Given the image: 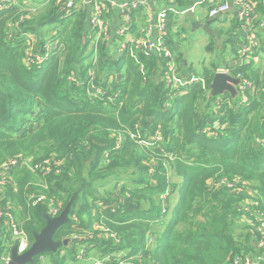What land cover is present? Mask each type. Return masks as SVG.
I'll return each instance as SVG.
<instances>
[{
	"label": "trees",
	"instance_id": "trees-1",
	"mask_svg": "<svg viewBox=\"0 0 264 264\" xmlns=\"http://www.w3.org/2000/svg\"><path fill=\"white\" fill-rule=\"evenodd\" d=\"M32 1L0 0V264L6 214L33 243L46 215L73 199L71 222L54 238L84 237L88 248L81 257L74 243L49 264H88L95 254L91 264H264V63L233 65L238 21L208 46L219 42L223 64L191 75L170 38L174 15L166 51L132 41L119 50L124 37L98 40L86 5ZM196 2L154 1L168 12ZM142 13L133 12L135 39ZM225 63L247 84L236 98L211 97ZM173 70L197 80L173 86Z\"/></svg>",
	"mask_w": 264,
	"mask_h": 264
},
{
	"label": "built area",
	"instance_id": "built-area-1",
	"mask_svg": "<svg viewBox=\"0 0 264 264\" xmlns=\"http://www.w3.org/2000/svg\"><path fill=\"white\" fill-rule=\"evenodd\" d=\"M154 1L155 0H132L131 2L120 5V8L124 14L125 22L118 28L117 33L114 36L119 35L124 37L130 34L131 38L127 39L124 37V42L119 43V50L126 46V41H132L136 43L138 48L146 46L150 53L166 51L168 46L166 38L169 35L168 23L170 21V15L186 16L189 11H192L196 14L198 7L202 5H206L207 9L208 6H212L210 11H207V18L218 17L221 13H230V9L234 8L235 17L240 26L239 30L248 38V42L245 41L239 48L240 56H248L259 48V39L257 38V34L260 29L264 28V16H260L257 26L255 24L253 25V22L256 19L255 11L258 7L257 0H229V2L226 3H221L219 0H197L192 8L179 11L173 7L170 9L171 12L166 11L165 8L162 10L153 11L152 4ZM8 2L14 3L15 0H8ZM108 2L110 3L109 7L112 12L114 9V4L109 0ZM262 2L264 3V0H262ZM81 5H86L84 0H79L78 3H75V0H65V7L67 9L79 8ZM139 8L145 13L146 29L140 31L143 36L142 38L135 39L136 36L130 33V28L133 25V12ZM90 9H92L95 14L91 25L97 30V39L100 40L103 38V36L107 37L106 32L108 29V24L102 16L106 10V5L103 3V0H94L92 2L91 8H87L88 12ZM140 19L141 16L138 17V25L140 24ZM240 22L242 23V26L240 25ZM217 72H227L231 74L230 70H225L224 68L219 69ZM179 75L180 74L173 70L172 75L168 77V83L173 86H180L183 85V83H191L197 80L191 76L188 80H185L183 77H179ZM237 78L242 79L243 81V84H241V86L238 88L240 92V90L247 84V81H245L241 76ZM14 165H16V162H12V166ZM58 213L59 210L55 209L52 211L51 215L53 217H57ZM5 219L8 221L10 226V241L8 242L9 247L7 251L1 256V262L8 264L11 261V251L15 246L18 247V254L23 255L31 248L32 243L30 242L27 234L21 229L20 225L15 222L11 213L6 214ZM21 245L24 246L23 250L21 249ZM247 262L248 264H260L261 259H248ZM236 264H241V262L237 261Z\"/></svg>",
	"mask_w": 264,
	"mask_h": 264
},
{
	"label": "rangeland",
	"instance_id": "rangeland-1",
	"mask_svg": "<svg viewBox=\"0 0 264 264\" xmlns=\"http://www.w3.org/2000/svg\"><path fill=\"white\" fill-rule=\"evenodd\" d=\"M38 0H35V2H37ZM34 0L32 1V3H30L32 6L35 5ZM36 6V5H35ZM160 7L159 10H162L163 8H161L160 5H158ZM207 12L208 9L207 7H199V10L196 13V17L199 21H205L207 20V16L205 15V11ZM89 19H90V23L92 22V19L94 17V12L92 11V9L89 10ZM208 14V13H207ZM112 15V12H111ZM227 15L225 17H223L221 19V21H217L216 23H213L212 26L215 30H224V31H229L231 29V21L228 19L227 21H224L226 19ZM145 15H143L140 19V24L138 25L139 28L141 30H145L146 29V23L143 24V20L146 22L145 20ZM107 24H108V29H107V37L106 39H109L111 37H113L114 35H116V31H113V28L111 26V21L110 19H104ZM224 21V22H223ZM172 23L174 24V26L172 27V29L170 30V38L172 40V42L174 43V49L177 48L178 52L180 54H182V56L184 57L185 61H187V63L189 65L192 66V70L195 72L196 75H202V73L204 72V69L210 68L212 66L213 63L221 61L219 58V51L221 48L219 46V42H217L216 50H214L213 52L208 51V46L210 44H213V42L215 43L216 40L213 38L214 36L209 35L208 33L200 30V31H196L193 32L192 31V27H191V23L189 21V18L183 15H179V16H174L172 18ZM125 38L129 39L131 38L130 34L124 36ZM214 39V40H213ZM118 47H119V43H118ZM226 59L229 60L230 56H226ZM224 62V60H223ZM222 62V64H223ZM221 64V65H222ZM224 66H222L220 69H223ZM101 183V182H100ZM104 188L101 187L100 189V193L97 194L98 197H104L106 199H108V197L110 196V193L108 191L103 190ZM176 199V197H175ZM158 229H156L158 232H161V226L157 227ZM74 238V237H73ZM81 241L79 242L78 245L73 244V246L75 245V250L76 253L78 255H81V257L83 256V251L88 248V246L86 244L82 243V240L86 239V238H79ZM72 246V248H73ZM71 249V248H70ZM68 248H63L61 253L63 255L66 254L67 250H70ZM98 255L95 254L94 257H92L90 259V261H88V264L93 263L95 260L97 259ZM51 262V258L49 255H45L39 264H49ZM68 264H72L69 260L67 261ZM98 263V262H97Z\"/></svg>",
	"mask_w": 264,
	"mask_h": 264
},
{
	"label": "water",
	"instance_id": "water-1",
	"mask_svg": "<svg viewBox=\"0 0 264 264\" xmlns=\"http://www.w3.org/2000/svg\"><path fill=\"white\" fill-rule=\"evenodd\" d=\"M229 12H234V8H231ZM227 13H221L218 17L199 21L196 14L189 11L187 17L189 18L193 32L202 30L209 35L216 36L217 30L213 28L212 24L219 21V18L224 17ZM119 79H122V75H119ZM241 84H243L242 79L236 78L227 72H217L210 86V96H224L226 93H229L233 98H236L239 96L238 88ZM73 202L74 199L57 217L46 215L47 225L40 233L35 234L31 248L25 254L19 255L18 247L15 246L11 251V261L8 264H35L37 257L42 258L45 255L58 253L60 249L65 247L70 249L74 243L80 242L79 238H67L60 241L54 238L60 227L71 222L70 212Z\"/></svg>",
	"mask_w": 264,
	"mask_h": 264
},
{
	"label": "crops",
	"instance_id": "crops-1",
	"mask_svg": "<svg viewBox=\"0 0 264 264\" xmlns=\"http://www.w3.org/2000/svg\"><path fill=\"white\" fill-rule=\"evenodd\" d=\"M40 1L41 0H38L37 3H40ZM93 1L94 0H84V3L87 5L86 6L87 8H91ZM109 1H111V3L114 4V9L112 11V15H110L108 19H110V21H111V26L113 28V31L114 32L116 31V33H117L118 28L125 22L124 14L122 12V9L120 8V5H122L123 3L131 2L132 0H109ZM34 2H35V0H34ZM37 3L35 2V4H37ZM205 6L206 5H202L199 7H205ZM199 7H198L197 11L199 10ZM159 9H160V7L157 4H155V3L152 4V10L153 11H158ZM197 11H196V13H197ZM143 15H145V13H142L141 17ZM205 15L208 16L206 11H205ZM226 15H227V17L224 21L228 22V19H229L232 23V19H236L234 12H230ZM186 17H187V15H186ZM222 18H219V21H221ZM231 27H232V25H231ZM257 38L259 39V48L254 53H251L248 56H240L238 60H235L233 62L234 66L246 65L248 63H251L252 61L255 62L256 64H260V61H262L264 63V28L259 30V32L257 34ZM235 39L238 42V45H237L238 51H239L241 43L243 44L245 41L248 42L247 36L243 35L242 32L239 30L237 33V37H235ZM228 61H231V59ZM221 62H223V60H221ZM186 65H188L192 69L191 65H189L188 63ZM223 68L225 70H227V69L230 70V65L225 63ZM187 71L185 73H189V70H187ZM190 72H191V75H196L194 71L190 70Z\"/></svg>",
	"mask_w": 264,
	"mask_h": 264
},
{
	"label": "flooded vegetation",
	"instance_id": "flooded-vegetation-1",
	"mask_svg": "<svg viewBox=\"0 0 264 264\" xmlns=\"http://www.w3.org/2000/svg\"><path fill=\"white\" fill-rule=\"evenodd\" d=\"M215 23H216V22H215ZM216 36H217V35H216ZM216 36H215V37H216ZM57 241H60V240H57ZM62 249H63V248H62ZM62 249H60V251H58V253H59V252H61V251H62Z\"/></svg>",
	"mask_w": 264,
	"mask_h": 264
},
{
	"label": "clouds",
	"instance_id": "clouds-1",
	"mask_svg": "<svg viewBox=\"0 0 264 264\" xmlns=\"http://www.w3.org/2000/svg\"><path fill=\"white\" fill-rule=\"evenodd\" d=\"M23 247H24V246H23V245H21V249H22V250H23ZM42 258H43V257H42ZM42 258H41V259H42ZM35 264H37V263H35Z\"/></svg>",
	"mask_w": 264,
	"mask_h": 264
}]
</instances>
